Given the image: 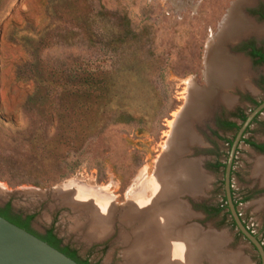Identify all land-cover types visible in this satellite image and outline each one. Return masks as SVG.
I'll return each mask as SVG.
<instances>
[{
  "label": "rangeland",
  "instance_id": "374dc122",
  "mask_svg": "<svg viewBox=\"0 0 264 264\" xmlns=\"http://www.w3.org/2000/svg\"><path fill=\"white\" fill-rule=\"evenodd\" d=\"M234 1L0 0V207L10 203L13 212L33 215L34 232L52 229L91 264L150 263L133 252L141 236L139 218L135 214L125 220L123 215L138 208L137 197L147 202L158 197L159 191L154 193L149 186L134 194L141 172L144 182L155 184L165 178L162 169L172 161H191L194 146L186 142L180 153L184 152L171 155V160L168 147L193 89L211 94L207 113L196 123L201 132L214 126L218 113L238 110L249 115L254 107L241 99L244 96L264 100V88L258 85L264 66L254 68L244 56H236L245 61L243 88L224 90L205 81L208 35H216ZM263 2L243 3V18L256 24L246 11ZM87 30L95 34L94 45L87 40ZM24 37L34 41L25 45ZM251 38L264 46V36L243 35L225 41L227 57L240 41ZM116 41L123 45H111ZM83 63L99 83L107 80L108 98L95 89L81 100L72 81ZM34 73L44 84L32 79ZM224 97L229 102L222 103ZM236 134H224L223 140L233 142ZM244 138L264 143V111ZM218 146L219 159L226 163L230 148L225 141ZM235 151L232 200L244 226L264 247V178L256 169L264 156L244 143ZM199 173L205 180L201 189L175 197L187 213H194L184 225L213 234L212 255L223 256L224 264H260L257 252L238 235L225 210L207 221L190 211L188 199L215 207L225 196L223 170L215 176ZM83 187L111 203L101 239L86 235L93 230L92 214L97 210L78 199L87 194ZM202 255L197 254L193 263L213 264L211 256Z\"/></svg>",
  "mask_w": 264,
  "mask_h": 264
},
{
  "label": "bare ground",
  "instance_id": "6f19581e",
  "mask_svg": "<svg viewBox=\"0 0 264 264\" xmlns=\"http://www.w3.org/2000/svg\"><path fill=\"white\" fill-rule=\"evenodd\" d=\"M174 1L176 2V4H178L177 2H180V0ZM253 1L254 0L234 1L231 7L228 9V13L225 19L220 23L218 30L216 31V35H214V33H210L208 35V42L206 45L205 55L206 58L204 59L206 69L205 81L208 83L209 86L215 84L217 87H219L220 89L222 88L224 90L234 86H239L243 88L244 81L242 75L245 69V61L234 59L232 57H227L226 53L224 52V43L225 41L236 40L241 36L247 34H255L259 37L264 36V26H258L256 24H253L252 22H248L241 15V5L243 3L246 4ZM188 88L191 90V82L189 83ZM210 95V90L202 91L201 89H193L191 94L192 97L190 98L187 104L188 108H185L186 111L182 113L180 121H178L179 119L175 120V122H178L175 127L176 129L173 130L172 133L173 138H171V148L168 147L169 149H171L170 151L172 152H170V160L172 158L171 155H175L174 157H178L181 153L184 152L183 151L180 153L181 147L186 142L190 145L199 142L192 130V123L205 114L206 110L208 109L207 99ZM222 100L224 103L229 102L228 98L226 97H224V99ZM177 116L178 115H176V117ZM173 123H171V127H173ZM171 164L173 165H167L168 167L165 166V168H163L165 170L162 169V171H164L163 174L165 178L161 177L157 179L156 182L153 181L155 184L151 183L152 180L150 182L151 184L149 182H144L142 176L143 172L139 174L140 178L136 182H139L140 184L138 183L139 186L135 187L137 188V194L135 193L136 191L134 192L133 190L135 195L138 196V191H141L140 189H142V187L148 188L149 186V188H152V190L154 189L153 192L159 191L160 195L164 193L165 197H160L158 194V197L152 201L150 200L149 203L147 202V200H143V198H139L136 196L138 199H135V202L136 205H138V208H131V210L129 209V211L124 215L126 220H128L131 215L133 217L136 214V217H138V220L140 221L139 228L141 236L136 238V247L134 248L133 252L136 253V257H138L140 260L148 259V261L150 262L148 264H194L193 259H196V255H199V253L200 257L201 254L205 255L206 257L214 256V258L212 259L210 257V261L212 260L213 264H224V261L226 262V260L225 258H223V256L222 258H220V256H217L216 254L212 255L213 251L211 252V248L213 247V242L211 240L213 239L211 237L213 236V234H200L199 228L195 226L186 227L184 225L185 220L191 219L193 216L191 213H187L185 211L187 210L185 208V205L182 202H177V199L175 198L176 195H179L181 192L185 193L190 191L193 194H196L198 190L201 189V186L205 184V180L198 172L197 166L191 161L187 162L184 160H175L172 161ZM256 169L257 171L262 172L264 178L263 159H259L257 161ZM83 189L85 190V192H88L91 188L83 187ZM166 190L168 191L165 192ZM128 192L132 191L129 190ZM172 194L174 195L172 196ZM99 197L103 198L101 200L104 202H110L107 199L108 197L106 198L102 195H99L98 198ZM174 198L176 199V201ZM134 205L135 204H133V206ZM183 210L185 212H183ZM139 213H142V215L139 216ZM95 217L103 218L104 216L98 214ZM101 233H103V231ZM218 240L216 241V243H218ZM215 244L213 245L216 246ZM155 252L157 253V255L154 254ZM228 260L231 261L232 259L230 258Z\"/></svg>",
  "mask_w": 264,
  "mask_h": 264
},
{
  "label": "flooded vegetation",
  "instance_id": "af4514ba",
  "mask_svg": "<svg viewBox=\"0 0 264 264\" xmlns=\"http://www.w3.org/2000/svg\"><path fill=\"white\" fill-rule=\"evenodd\" d=\"M227 13H228V11H227ZM246 14L248 16L252 17L255 20L256 24H260V23L264 24V2L256 8L248 9L246 11ZM225 17H224V19H225ZM231 54L232 55H228V56H230L234 59H239L236 56H244L250 62V65L254 68L264 66V46L261 44H258L256 39H254V38L240 41V43H238V45H236L233 48V51L231 52ZM258 85L260 87L264 88V78H261L259 80ZM212 97H214V96H212ZM241 99H243L244 102L253 106L254 109L256 107H258L261 103L264 102V100L261 102H257L256 100H254L248 96H244ZM221 101L223 103V100H221ZM207 111H208V109L206 110L205 114L207 113ZM262 111H264V109ZM260 113H258L253 118V120L250 122L249 126L246 128L244 133H246V131L249 130L250 125L255 123V121H256V119ZM241 114H242V112H240L238 110H234L233 112L229 113L228 115L225 113H223V114L218 113L213 118V125L214 126L213 127H207V131L204 130L203 132H201L199 129L196 128V123H197V121L202 119V117L204 115L192 123V130L194 132V135L199 140V142L195 143L193 145H190V146H194L191 149V158L190 159H191V162H193L197 166L198 172L199 171L201 173L207 172V173L215 176L217 174V172L222 170V165H224V168H225L226 163L221 162L219 159V151L217 150L219 147L218 142L225 141L231 150V146H232L233 142L223 140V137H224V134L237 132L239 130V128L241 127V125L244 123V121L246 120V118L248 116V115L245 116V114L243 113L245 116V120L242 122L240 120ZM236 121L241 122L240 127ZM233 124L238 126V129L231 128L230 125H233ZM244 133L242 135V138H241L239 144L244 143L248 147H250L254 152H256L257 154L264 156V143H255V142H252L250 140H245ZM246 141H249V143H254L255 145L263 146V149L262 150L255 149ZM187 146H189V145H186V147ZM237 148H238V146H237ZM235 153H236V151H235ZM223 171H224V169H223ZM231 176H232V170H231ZM231 194H232V192H231ZM188 206H189V209L191 212H194V211L196 212L195 214L197 215V217L199 219L207 221V220L215 217V215L210 214V212H209V208L214 207V206H211L206 202H195L191 198V199H188ZM192 214H194V213H192ZM23 216L24 217L29 216V214H25ZM248 231L251 234H253L252 231H250V230H248ZM256 238H257V240H259L258 237H256ZM62 246H65V245L62 243ZM76 255L80 260L83 261V259H81L78 256L77 252H76ZM84 261H87L88 264H91L89 259L84 260Z\"/></svg>",
  "mask_w": 264,
  "mask_h": 264
},
{
  "label": "water",
  "instance_id": "95a60500",
  "mask_svg": "<svg viewBox=\"0 0 264 264\" xmlns=\"http://www.w3.org/2000/svg\"><path fill=\"white\" fill-rule=\"evenodd\" d=\"M264 109V102L256 107L241 125L233 140L223 171L224 197L227 210L237 231L257 252L264 264V248L244 226L234 206L231 194V169L235 149L253 118ZM0 264H78L34 235L0 217Z\"/></svg>",
  "mask_w": 264,
  "mask_h": 264
},
{
  "label": "trees",
  "instance_id": "16d2710c",
  "mask_svg": "<svg viewBox=\"0 0 264 264\" xmlns=\"http://www.w3.org/2000/svg\"><path fill=\"white\" fill-rule=\"evenodd\" d=\"M86 37H87V40L89 41L90 44H92V45L95 44L94 43L95 42L94 41L95 34L93 32L87 30ZM22 40H23V43L25 45L30 44V42L34 41V39H31L28 37H24V38H22ZM101 42L103 43V41H100V44H101ZM107 45H108V43L104 44L105 47H107ZM111 45L118 47L120 45H123V42L122 41H116V42H113ZM56 74H58V71H56ZM31 77H32V79L35 80V82H37L38 85L44 84V79H42V77L40 75L34 73V74H31ZM106 81L107 80L105 79L99 83V81L95 80V76H93L92 72L87 69V64L83 63V64H80L79 69L75 72L72 84L78 88V91L80 92V93L79 92L78 93L80 94L81 100H86L90 95H92L94 93L95 89H100L101 93H103V95L108 98L109 90H108ZM98 85H99V87H98ZM240 120L242 122L245 120V116L243 114H241ZM230 127L234 128V129H238V126H236L234 124L230 125ZM246 142L249 143V141H246ZM249 144L252 147H254L255 149H258V150L263 149V146L255 145L254 143H249ZM223 169H224V165H222V170ZM233 203H234V206L236 208L237 203L234 200H233ZM223 210L226 211L225 215L230 216L229 211L227 210L225 197H223L221 204H219L216 207H210L209 208L210 214H213L215 216L219 215L221 213V211H223ZM0 217L5 219L6 221L10 222L11 224L25 230L26 232L34 235L35 237H37L41 241L47 243L49 246L58 250L59 252H61L62 254L67 256L68 258L72 259L76 263L88 264L87 261H84V260L82 261L77 257L76 251L70 249L67 246H62V241L56 237V235L54 234L52 229L46 230L43 234H38V233L34 232L31 228V222L33 221V218H34L33 215H29V216L24 217L22 214L15 213V212H13L10 203H7L4 206L0 207ZM231 221H232V219H231ZM232 224L234 227H236L235 224L233 223V221H232ZM238 235L240 237H242L239 232H238Z\"/></svg>",
  "mask_w": 264,
  "mask_h": 264
},
{
  "label": "crops",
  "instance_id": "0c3cea01",
  "mask_svg": "<svg viewBox=\"0 0 264 264\" xmlns=\"http://www.w3.org/2000/svg\"><path fill=\"white\" fill-rule=\"evenodd\" d=\"M92 194L93 193H91V194L90 193L85 194L84 196L80 197L79 200L82 201V202H89L90 201L89 204H92L94 206L93 208L95 210H97V213H93L92 214L93 222L90 225L91 226V229H93L95 227L92 230V231H94V230L95 231L94 232H92V231L89 232V230L86 231V235H88V236L89 235H94L97 238L98 236H100V234H102L101 232L103 231V229H102L103 221L106 220L107 217H108V213L110 211L109 210V207H111V203L110 202H104V201H102L101 199H103V198H101V197H99L100 198V200H99V198H98L99 195H92ZM102 208H104V209H102ZM98 214L101 215V216H104V217L103 218L102 217L101 218H96L95 216L98 215ZM110 214H111V212H110ZM95 219H96V221H95ZM96 228H97V230H96ZM91 232H92V234H91ZM103 233H104V231H103ZM98 239H101V238L98 237Z\"/></svg>",
  "mask_w": 264,
  "mask_h": 264
}]
</instances>
